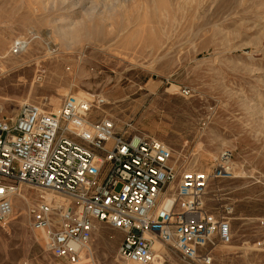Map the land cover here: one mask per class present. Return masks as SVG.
Segmentation results:
<instances>
[{"label": "rangeland", "instance_id": "374dc122", "mask_svg": "<svg viewBox=\"0 0 264 264\" xmlns=\"http://www.w3.org/2000/svg\"><path fill=\"white\" fill-rule=\"evenodd\" d=\"M70 95L92 102L91 122L163 142L179 176L229 163L232 177H212L205 197L233 233L212 264H264V0H0L3 114H57ZM41 191L22 185L14 198L0 264H71L33 228ZM124 236L96 223L79 264H131L118 255ZM158 249L153 264H187Z\"/></svg>", "mask_w": 264, "mask_h": 264}, {"label": "built area", "instance_id": "2783aa9c", "mask_svg": "<svg viewBox=\"0 0 264 264\" xmlns=\"http://www.w3.org/2000/svg\"><path fill=\"white\" fill-rule=\"evenodd\" d=\"M92 106L70 95L57 114L26 104L15 119L0 106V223L28 185L49 196L32 211V225L57 258L79 264L94 226L104 223L125 233L118 255L128 263L158 261L165 255L154 250L158 241L187 264H212L213 251L230 245L233 233L228 216L209 210L205 197L212 177H232L229 163L214 176H179L168 146L118 135L109 119L91 122ZM164 196L168 207H160Z\"/></svg>", "mask_w": 264, "mask_h": 264}, {"label": "bare ground", "instance_id": "6f19581e", "mask_svg": "<svg viewBox=\"0 0 264 264\" xmlns=\"http://www.w3.org/2000/svg\"><path fill=\"white\" fill-rule=\"evenodd\" d=\"M23 42L24 41H19V46H17L16 44L14 45V48L12 49L13 50V53L15 54V55H18L19 53H21V51L24 49L23 47H25L26 45L25 44H23ZM16 48V49H15ZM26 48H28V45H27V47ZM25 48V49H26ZM18 196H19V194H18ZM21 197V196H20ZM47 198V197H46ZM48 199V198H47ZM18 201H19V199H18ZM169 204H170V201L169 200H167L166 199V196H164V197H162L161 198V203H160V207H168L169 206ZM13 209H14V203H13ZM22 210H23V217L26 219L27 217H28V214H27V212L24 210V208H22ZM32 211H33V209H32V207H31V213H32ZM12 213H13V211H12ZM96 228V225L94 226V229ZM93 233H94V231H93ZM44 235H45V233H43ZM45 238H46V245H47V248H48V238H47V236L45 235ZM159 245H161V246H163L160 242H155V244H154V250L155 251H157L158 253H160V251H159V249H158V247H159ZM83 260V259H82ZM82 260H81V262H82ZM156 262V261H155ZM154 262V263H155Z\"/></svg>", "mask_w": 264, "mask_h": 264}]
</instances>
